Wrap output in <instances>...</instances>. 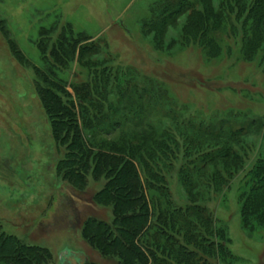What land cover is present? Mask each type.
Segmentation results:
<instances>
[{"label":"rangeland","instance_id":"1","mask_svg":"<svg viewBox=\"0 0 264 264\" xmlns=\"http://www.w3.org/2000/svg\"><path fill=\"white\" fill-rule=\"evenodd\" d=\"M262 171L264 0H0V264H117L83 223L145 214L264 264Z\"/></svg>","mask_w":264,"mask_h":264},{"label":"trees","instance_id":"2","mask_svg":"<svg viewBox=\"0 0 264 264\" xmlns=\"http://www.w3.org/2000/svg\"><path fill=\"white\" fill-rule=\"evenodd\" d=\"M107 164L110 165V163ZM125 167L119 169L118 174H124L127 169ZM108 168L104 166V170H102L105 176L110 172ZM262 172L264 173V171ZM135 181L136 177L133 174L120 180V184L126 183L123 185L127 187L125 193L129 196L137 194L138 190L133 183ZM105 195L107 194L105 193ZM115 210L116 208H114ZM134 221L133 223L122 218L120 221L108 224L91 219L83 223L80 231L84 236H88L86 238L90 237L99 255L116 259L117 264H207L205 255L208 257V255L218 254V257L222 258L225 254L223 251L225 248L222 245L218 244V250L215 251L213 243L198 242L196 236L192 234V228H188L184 231L185 235L180 236V233L178 234L179 226L171 218L166 220L157 217V220L153 222L145 214V221L143 219ZM140 224L143 228L139 227ZM114 225L119 226L122 231L113 229ZM155 229L157 233L154 231ZM134 232L138 233L133 234ZM136 235H145V247L138 246L139 239L135 240ZM9 241V239H1L3 251L7 249L6 255L18 258L17 254L21 252L22 248L18 250L11 247ZM23 251L26 252L24 249Z\"/></svg>","mask_w":264,"mask_h":264},{"label":"water","instance_id":"3","mask_svg":"<svg viewBox=\"0 0 264 264\" xmlns=\"http://www.w3.org/2000/svg\"><path fill=\"white\" fill-rule=\"evenodd\" d=\"M59 264H87L88 257L83 253L63 251L58 256Z\"/></svg>","mask_w":264,"mask_h":264}]
</instances>
